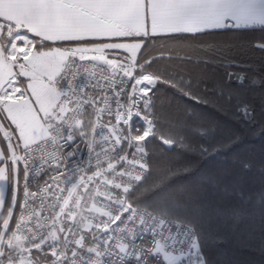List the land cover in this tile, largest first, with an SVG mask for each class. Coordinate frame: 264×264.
<instances>
[{"label":"snow or ice","instance_id":"snow-or-ice-1","mask_svg":"<svg viewBox=\"0 0 264 264\" xmlns=\"http://www.w3.org/2000/svg\"><path fill=\"white\" fill-rule=\"evenodd\" d=\"M252 50L264 0H0V264H264V187L184 183L264 140Z\"/></svg>","mask_w":264,"mask_h":264},{"label":"trees","instance_id":"trees-1","mask_svg":"<svg viewBox=\"0 0 264 264\" xmlns=\"http://www.w3.org/2000/svg\"><path fill=\"white\" fill-rule=\"evenodd\" d=\"M201 39L207 42L209 38L202 37ZM240 59L251 60L253 65L264 63L260 59V54L254 50L241 56ZM242 91L247 98L251 99L254 90L244 89ZM244 134L249 139L235 144L227 152H221L199 163L197 173L184 181L190 191H199L200 183L205 176L220 178L221 186L226 184L231 188H242L249 194H256L261 187H264V140L252 141L250 139L252 129H248ZM240 161H250L252 170L243 171L239 166Z\"/></svg>","mask_w":264,"mask_h":264},{"label":"crops","instance_id":"crops-1","mask_svg":"<svg viewBox=\"0 0 264 264\" xmlns=\"http://www.w3.org/2000/svg\"><path fill=\"white\" fill-rule=\"evenodd\" d=\"M0 188H3L5 190V192H6V194H7L8 190L4 186H0Z\"/></svg>","mask_w":264,"mask_h":264}]
</instances>
